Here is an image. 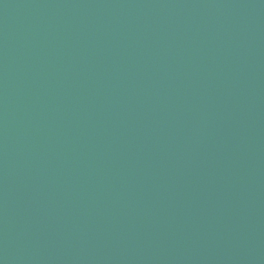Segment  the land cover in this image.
<instances>
[{"label":"water","instance_id":"water-1","mask_svg":"<svg viewBox=\"0 0 264 264\" xmlns=\"http://www.w3.org/2000/svg\"><path fill=\"white\" fill-rule=\"evenodd\" d=\"M0 264H264V0H0Z\"/></svg>","mask_w":264,"mask_h":264}]
</instances>
